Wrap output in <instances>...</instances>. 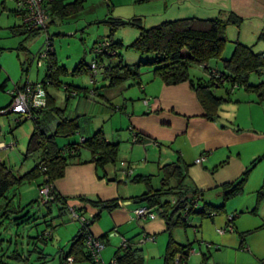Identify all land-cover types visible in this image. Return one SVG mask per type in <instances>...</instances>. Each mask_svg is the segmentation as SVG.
<instances>
[{"label": "rangeland", "instance_id": "rangeland-1", "mask_svg": "<svg viewBox=\"0 0 264 264\" xmlns=\"http://www.w3.org/2000/svg\"><path fill=\"white\" fill-rule=\"evenodd\" d=\"M56 1L68 4L74 0ZM160 2L86 0L82 15L70 19L54 16L53 24L48 30L53 38L52 49L55 52L58 66L65 67L68 71L66 76L60 77V82L89 91L87 97H84L85 91H83L80 98L68 102L64 89L48 86V93L55 99L56 107L66 109L68 116L80 115L79 132L81 134L69 138L60 137L58 138L59 145L64 147L69 143H80L81 137H86L89 130H91L90 136L102 129L105 133H111L112 130L118 131L122 137H125L124 142L120 144L116 163L119 167L122 166L118 181L126 182L121 177L124 173V163H129L136 176H151V183L155 189L161 186L160 171L157 165L153 164L154 158L158 159L156 153L153 150L145 151L147 144L133 145L129 136L128 122L124 119L126 118L124 117L125 112H112L114 107L123 108V97L118 101L120 99L119 89L105 90L102 88L108 85L103 79V72L97 79L96 87L99 91L95 93L89 71L76 74L74 70L82 62L88 67L91 66L98 58L95 54L97 41L109 39L111 35L115 43H121L123 46L119 50V55L124 65L134 67L140 63L152 62L155 59L153 55H142L132 48L141 33L140 29L133 25L117 26V23L128 24L130 21L140 19L146 29H151L165 22L176 21L178 18L171 17L168 12L169 10L172 13L175 12L178 3L175 7V0H160ZM17 9L16 0H0V87L6 84L4 90L0 89V144L5 146V149L0 148V160L15 174L22 176L39 162L38 156L26 157L30 137L35 131V123L26 120L18 124L15 114L5 115V113L12 105L9 93L15 87L23 88L25 83L44 82L47 65L43 61L44 66H39L37 57L40 52L47 49L49 37L45 31L37 37L30 38L21 29L18 33H14L15 28L19 30L22 27V20L16 14ZM236 43L237 41L230 40L222 60L211 62V67L222 71L223 60L231 59ZM260 46L264 47L261 44L253 51L258 52ZM22 47L25 49L23 50ZM30 59L32 60L29 71L26 72ZM103 59L106 66L119 63L118 58L103 57ZM150 71L151 66L143 68L142 84L146 85V77L154 76ZM190 74L195 80L209 79L202 67H191ZM129 82L132 83L131 87L135 90L134 92H137L133 93L132 98L135 99L133 101L139 99L137 102L143 104L140 100L143 99L142 91L135 81ZM260 84H264V70L260 74H251L249 78L248 85L255 87ZM129 93L126 92L125 95ZM215 95L228 100L220 109V119L229 121L244 133L253 132L258 137L256 146L252 147L253 145L248 144L242 148L243 162L246 167L244 172L234 181L225 184H235L249 169L247 181L243 192L226 202L223 196L224 183L212 190H204L206 202L215 207L225 205V213L216 215L213 219L192 215L190 226L188 228L175 227L172 237L181 246L192 245L193 253H195L189 257L187 264H196V260L201 264H261L264 260V230L261 229L264 225V102H260L258 95L247 91L244 86L233 88L230 83H224L222 87L216 88ZM107 97L112 100V103L107 100ZM253 118L254 123L252 124L250 119ZM117 142L115 138L114 143ZM13 144L16 145L11 147ZM3 152L6 153L2 154ZM82 152V159L91 156L85 149ZM156 152L159 154L158 149ZM170 152L173 153V151ZM99 169L102 171L101 178H106L104 169ZM40 182L41 180L37 179L10 190L6 199L1 202L4 208L0 212V217L3 216L6 207L9 211V216L0 218V260L4 264H70L62 262V258L63 255H68L71 241L77 236L81 224L71 221L68 213H63L65 210L61 211L62 207L56 204L43 206L35 203L39 196L38 184ZM126 183L128 185L120 183L119 186L121 195L127 198V201L125 199L124 201L130 203L129 210L133 211L135 208L147 206V204L133 202L134 198L147 192V185L131 181ZM164 200L167 201V199ZM92 209L95 212L93 215H97L98 210ZM109 214L107 211L103 212L100 219L90 227V232H92L100 226L104 232L103 235L110 236V242L105 251V255L108 256V260H105L106 264H110L115 259L124 240L131 242L140 251L141 264H165L170 242L165 218L156 213L157 220H145L139 224L133 222L128 231L122 232L120 236H113L111 233L115 231V228L109 224ZM91 215L92 213L88 211L87 216L91 217ZM230 216L237 218L233 225L234 231L220 235L218 230L227 227ZM47 231L53 233V240L48 243L42 241L35 243L34 239ZM146 235L155 236L157 242H142ZM93 237L99 239V236L94 235ZM17 256H20L22 260H28L19 261ZM204 256H207L206 260Z\"/></svg>", "mask_w": 264, "mask_h": 264}, {"label": "trees", "instance_id": "trees-1", "mask_svg": "<svg viewBox=\"0 0 264 264\" xmlns=\"http://www.w3.org/2000/svg\"><path fill=\"white\" fill-rule=\"evenodd\" d=\"M85 1L86 0H74L72 3L66 4L63 1L53 0L49 4L48 14L50 21L45 30H29L24 24V12L17 9L16 14L22 20V27L19 28V30L15 28L14 33H18L21 29V31L30 38L37 37L45 31L52 41L53 38L50 36L48 30L50 25L53 24V17L58 16L61 19L79 17L84 12ZM141 21L140 19H136L130 21L128 24L119 22L117 26L133 25L138 27L141 33L133 43L132 48L142 55H153L155 59L150 63H140L139 65L130 67L123 64V60L119 55V50H121L123 46L121 43H115L111 38L112 35L109 39L97 41L95 47L99 43L108 41L110 42L109 50L115 52L114 55L95 53L98 56L95 61L101 69L100 75L104 72L103 79L108 83L107 86L102 87L103 89H116L129 81H135L138 87L142 89L144 87L141 81L143 68L151 66L154 77L158 78L166 86H177L189 83L206 112L205 118L210 121H215L219 118L220 109L223 104L228 101L225 98H220L215 95V89L222 87L224 83H230L233 88L244 86L247 91L257 94L260 102H264V84L255 87L248 85L250 75L253 73L259 74L264 69L263 54H257L253 51L252 47L237 42L231 59L223 60L222 71L211 67V62L222 60L226 46L229 43L227 29L231 25H238L240 23V19L236 16L231 15L226 21L198 18L181 19L165 22L151 29H146ZM259 39L264 42V34H262ZM22 49L24 50L25 48L22 47ZM43 52L39 53L37 62L40 60L42 66H44L45 63L47 65V75L44 82L41 83L44 85L47 93V106L35 110L34 118L32 119L16 115L18 124L26 120H31L35 123V131L30 137L26 157L38 156L39 162L33 169L19 176L0 160V212H2L4 208L1 206V202L6 199L8 192L16 187L18 188L24 183L37 179L41 180L38 184L39 196L35 203L42 205L40 202V188L44 185H54L56 189V181L65 176L67 168L71 165L94 163L98 168L104 169L107 165H115L118 161L120 144L107 142L103 130L97 131L93 136L88 138L82 136L80 143H69L64 147L59 145L58 138H69L70 136L81 134V132H79L80 116L70 117L67 115L66 109L56 107L55 99L48 93V86L64 89L68 102L72 99L80 98L83 91H85L84 97H87L89 91L87 89L82 90L73 85H64L61 83L60 77L62 75L66 76L68 71L65 67L58 66L54 51L49 52L47 57L41 58ZM103 57H107L108 59L118 58L119 63L106 66ZM31 60L32 59L28 62L29 64L26 72L29 71ZM43 61H45L44 64ZM194 66L202 67L209 76V79H193L190 74V68ZM90 69V66L88 67L82 62L74 70V73L81 74L88 71L90 73ZM97 83L98 81L91 82L94 86L93 90L95 93L99 91L96 87ZM24 85H26V83ZM5 87L6 84L2 85L0 89L4 90ZM72 93L76 95L70 97ZM119 111H124V108L114 107L112 112L116 113ZM134 135L136 137L134 141L135 144H146L147 141L140 137L138 133ZM83 149L91 154L90 160L82 159ZM226 164L227 162L220 164L214 168L212 172L218 171ZM188 168L189 167L181 160L161 166L159 168L161 186L158 189L152 186L151 176H131L132 183H143L147 185V192L142 196L134 198L133 202L135 204H147L146 207H148L150 211L159 214L167 221L170 242L165 256V264H176L177 256H180L181 262L187 263L189 253L192 251L191 244L181 246L174 241L172 233L175 227L181 226L188 228L192 215H201L203 218L213 219L216 215L225 213V205L222 207H215L207 203L205 200V191L199 190L189 183ZM248 170L244 174V176H246L245 178L243 176L235 184L223 185L225 202L243 192L245 182L247 181V175L249 174ZM53 195L55 201L43 206H52L56 204L62 207L61 211L65 210L63 213H68L71 221H77L81 224V229L77 236L71 241L70 251L68 255H63L62 262L68 263V259L73 258L74 263L90 262L95 264L86 246V240L91 235L90 227L100 219L103 212H112L118 208V200L102 202L90 200L85 197H78L77 201L82 204L80 206L69 205L68 200L62 197L57 190H54ZM189 195L192 197L188 198ZM164 199H167V201ZM195 199H199V207L191 208L190 205L193 204ZM72 206L76 207V212L79 215H85L87 210L86 207L88 206L97 209L98 214L91 216L89 224L84 225L79 220L72 217L69 210V207ZM4 210L5 212L2 215L5 217L9 216L8 208L6 207ZM236 219V217H233V225ZM261 229L264 230V225ZM86 230L87 232H85ZM107 239V235L102 238L103 241ZM242 239L244 240V235ZM34 240L35 243L38 241L44 243L51 242L53 240V233L47 231ZM126 242L127 246H122L114 257L116 264H141L140 251L137 250L131 242ZM243 245L244 244H242V246ZM17 258L19 261L28 260H22L20 256H17ZM206 258L207 256L205 260ZM0 264L4 263L0 260Z\"/></svg>", "mask_w": 264, "mask_h": 264}, {"label": "crops", "instance_id": "crops-1", "mask_svg": "<svg viewBox=\"0 0 264 264\" xmlns=\"http://www.w3.org/2000/svg\"><path fill=\"white\" fill-rule=\"evenodd\" d=\"M150 1L161 3L160 0ZM176 3L178 8L173 13L169 10L168 15L178 18L177 20L198 18L226 21L234 15L240 19V23L228 27L229 41L235 40L253 49L261 44L264 46V42L259 39L264 34V0H175V7ZM261 52L264 53V47L255 53L263 54ZM146 78V85L143 84L144 87L139 88L143 94V99H140L143 104L137 102L139 99L133 101L135 100L132 98L133 93L137 92H134L135 90L131 87L132 83L126 82L118 88L120 97L118 101L123 97V112L126 114L124 119L128 122L132 144L137 145L134 142L136 139L134 134L138 133L144 138L148 142H146L145 151L153 150L158 157V159L154 158V163L152 162L157 165L158 170L163 165L181 160L189 167V183L202 191L212 190L240 176L246 168L242 148L248 144L253 145L252 147L256 146L257 135L253 132L244 133L229 121L220 119L221 117L215 121L205 118L206 112L189 83L166 86L154 76ZM126 92L131 94L125 95ZM107 100L112 103L110 98L107 97ZM145 100L149 101L148 105H145ZM70 117L75 116L70 115ZM250 120L253 124L254 118ZM102 130L107 142L114 143L115 138L118 144L124 142L125 137H122L118 131L112 130L111 133H105L104 129ZM87 133L85 138L90 137L91 130ZM157 149L159 154L156 152ZM200 158H204V161L200 164L196 163ZM90 159V156L85 157V160ZM145 162H147L146 159ZM224 162H227L224 167L212 172ZM127 165L131 169L130 164L127 163ZM124 169L123 167V171ZM120 170L122 171V166L109 165L104 168L106 178H101L102 171L94 163L71 165L67 168L65 176L56 181V190L68 200L69 205L81 206L82 204L77 201L78 197L102 202L118 200L119 207L108 212L110 213L108 221L115 228L111 234L120 236L122 232L130 229L133 222L139 224L146 220H136L133 213L136 208L133 211L129 210L130 203L124 201V199L127 201V198L121 195L119 184L128 185L126 182L131 181L133 176L125 178L123 173L121 179L126 182L118 181ZM133 175L136 176L134 171ZM86 208V215L90 211L91 216H94V209L89 206ZM97 227L91 233L102 240L106 235H103L104 232L100 226ZM109 238L110 236L107 240H102L106 247L109 245ZM106 250L105 248L102 253L105 264L108 260V256L105 255ZM195 263L201 264L197 260Z\"/></svg>", "mask_w": 264, "mask_h": 264}, {"label": "built area", "instance_id": "built-area-1", "mask_svg": "<svg viewBox=\"0 0 264 264\" xmlns=\"http://www.w3.org/2000/svg\"><path fill=\"white\" fill-rule=\"evenodd\" d=\"M53 0H16L18 9L24 12V24L28 27L29 30H45L48 27L50 17L48 14V10L50 7V3ZM52 43L50 38L47 39V49L41 55V58L47 57L49 52L53 51ZM110 42L105 41L99 43L95 47V53L103 54L107 53L109 55H114V51H110ZM40 58V57H39ZM39 66H42V62H38ZM90 76L91 82H96L98 77L101 74V69L98 67L97 62L94 61L90 66ZM12 98V105L6 111V114H15L22 116L27 119L34 118V111L38 109L45 108L47 106V93L40 82L37 83H27L23 88H14L12 92L9 93ZM76 95L75 93L70 94V97ZM145 105L149 104L148 100L144 101ZM16 144H13L11 147H14ZM1 149H5L4 144H0ZM204 161V158H200L196 161V163L200 164ZM124 176L125 178H129L133 175V170L128 167L127 164H124ZM54 190L56 191L54 185H44L40 188V202L42 205L49 204L54 202ZM122 204V203H121ZM192 208L199 207V199H195L193 204L190 205ZM189 209V208H188ZM69 210L72 214V217L79 220L82 224H89L90 217L85 215H79L76 212V207H69ZM187 216V215H186ZM134 218L136 220L146 219V220H155L156 213L150 211L148 207H141L134 211ZM228 226L225 229H219L218 233L220 235H224L228 232H233V217L230 216L228 219ZM87 232V230L85 231ZM155 242L156 237L146 235L142 242ZM87 249L92 257V260L95 264H105L102 259V253L106 248L105 243L101 239H96L93 236H89L86 240ZM123 247L127 246L126 240L122 243ZM195 253V252H194ZM193 250L189 253V257L194 254ZM68 263H74L73 258H69ZM110 264H116V260H112ZM176 264H186V262H181L180 256L176 258ZM264 264V260L261 262Z\"/></svg>", "mask_w": 264, "mask_h": 264}, {"label": "water", "instance_id": "water-1", "mask_svg": "<svg viewBox=\"0 0 264 264\" xmlns=\"http://www.w3.org/2000/svg\"><path fill=\"white\" fill-rule=\"evenodd\" d=\"M191 197H192L191 195L188 196V198H191Z\"/></svg>", "mask_w": 264, "mask_h": 264}]
</instances>
